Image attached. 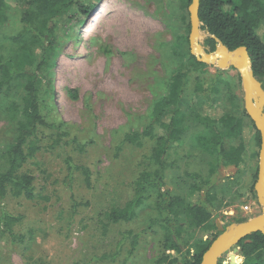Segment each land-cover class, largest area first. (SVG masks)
I'll use <instances>...</instances> for the list:
<instances>
[{
	"label": "rangeland",
	"instance_id": "1",
	"mask_svg": "<svg viewBox=\"0 0 264 264\" xmlns=\"http://www.w3.org/2000/svg\"><path fill=\"white\" fill-rule=\"evenodd\" d=\"M186 1L82 0L95 6L92 13L86 17L74 10L61 24L60 48L39 85L41 111L49 126L39 127V149L22 170L34 177L36 198L8 195V210L23 218L14 227L23 241L9 236L0 240V264H156L164 254L153 198L130 221L110 217L133 199L135 182L148 167L156 143L153 137L127 143L126 135L147 129L155 103L168 94L170 79L182 66L188 71L187 112L196 105L197 112L218 119L231 109L245 110V88L237 69L218 64L193 69L189 56L194 55L187 42L191 4L185 7ZM21 14L15 1L7 0L0 24L4 59H15L19 53L13 38L22 30ZM207 37L202 31L199 42L211 53L205 46ZM216 76L226 86L212 96L213 101L206 104L194 98L197 78L209 86ZM24 90L22 80L14 82L8 95L0 93L1 166L15 138L17 105ZM154 127L160 134L159 125ZM200 131L202 126L192 125L170 151L173 166L166 171L165 187L172 194L191 197L195 182L190 174L210 172L212 158L194 143ZM254 132L250 127L244 130L247 149L241 167H222L214 176L223 192L213 208V223L220 222L224 229L263 213L257 195L253 198L250 192L258 178L261 149ZM68 160L87 169L89 181L83 171H72ZM216 234L198 229L191 243L212 240ZM238 259L242 262L240 254ZM219 264H230L229 257Z\"/></svg>",
	"mask_w": 264,
	"mask_h": 264
},
{
	"label": "trees",
	"instance_id": "2",
	"mask_svg": "<svg viewBox=\"0 0 264 264\" xmlns=\"http://www.w3.org/2000/svg\"><path fill=\"white\" fill-rule=\"evenodd\" d=\"M14 1L22 9V30L13 38L19 53L15 59H4L0 56V93L8 95L14 82L22 80L25 81V90L20 104L17 105L20 120L15 138L7 146L3 155L4 164L0 165V240L9 236L14 241H23V237L17 236L14 230L15 225L23 218L12 214L5 201L8 195L27 200L36 198L35 179L22 170L39 149V127L49 126L41 111L39 85L44 77L47 78L50 65L56 59V52L60 48L58 32L61 24L70 20V14L74 10L78 15L88 17L95 6L85 4L82 0ZM191 2L192 0H187L184 6L188 7ZM6 10L7 0H0V24L4 21ZM199 17L201 30L208 35L205 41L208 52H215L219 44H223L230 51L246 47L252 71L264 89V0H200ZM187 42L190 43L189 39ZM189 61L194 70L207 67L192 55L189 56ZM186 69L180 67L171 77L168 94L155 103L152 122L147 129L143 133L132 132L126 135L124 142L127 143L136 144L144 137H153L156 143L148 167L139 174L135 182L133 199L123 209L114 210L110 216L115 222L130 221L140 207L154 199L157 222L164 234V254L158 258L156 264H202L203 255L220 235L213 223V208L223 191L218 190L214 176L222 167L239 168L244 163L247 148L243 135L247 127L255 131L257 145L261 144L260 133L246 110L237 113L231 109L218 119L210 114L197 112L196 105L189 106L191 112H187L184 109L187 103L184 100L188 81ZM225 83L220 76L214 77L209 86L205 79L197 78L194 98L210 104L213 101L212 96L218 95L222 87L226 86ZM157 124L160 134L155 133L154 126ZM194 124L203 127V131L196 134L194 143L198 150L209 154L212 160L207 176L190 174L195 183L190 187L189 199L167 190L165 175L173 166L169 162L173 145L182 140ZM67 163L72 171H83L89 181L90 173L87 169L74 166L70 160ZM250 192L256 198L255 185ZM236 222L241 224L246 220ZM198 229L215 230L217 234L212 240L201 238L191 243ZM238 247L242 258V262L238 259L239 264H264L262 233L248 236ZM170 251L176 255L167 254Z\"/></svg>",
	"mask_w": 264,
	"mask_h": 264
},
{
	"label": "water",
	"instance_id": "3",
	"mask_svg": "<svg viewBox=\"0 0 264 264\" xmlns=\"http://www.w3.org/2000/svg\"><path fill=\"white\" fill-rule=\"evenodd\" d=\"M189 11L191 26L189 41L193 55L200 63L218 64L222 69L232 66L239 71L245 88V110L261 136L260 163L255 192L263 206V213L251 221L233 225L227 229L217 222V228L221 234L213 241L202 259V264H219L222 258L229 257L230 264H239V243L254 233L260 232L264 235V89L252 71L251 59L246 47L230 51L223 44H219L215 52L207 53L204 50L199 42L202 32L199 17L200 0H192ZM231 249L232 253L228 255Z\"/></svg>",
	"mask_w": 264,
	"mask_h": 264
},
{
	"label": "bare ground",
	"instance_id": "4",
	"mask_svg": "<svg viewBox=\"0 0 264 264\" xmlns=\"http://www.w3.org/2000/svg\"><path fill=\"white\" fill-rule=\"evenodd\" d=\"M238 262H239V260H238Z\"/></svg>",
	"mask_w": 264,
	"mask_h": 264
}]
</instances>
